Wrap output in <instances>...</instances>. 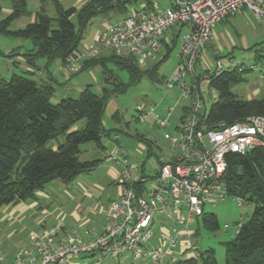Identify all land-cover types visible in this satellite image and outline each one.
<instances>
[{
	"label": "built area",
	"instance_id": "built-area-1",
	"mask_svg": "<svg viewBox=\"0 0 264 264\" xmlns=\"http://www.w3.org/2000/svg\"><path fill=\"white\" fill-rule=\"evenodd\" d=\"M171 1L166 10L141 7L118 20L108 19L95 44L75 53L65 66L75 74L82 60L108 50L133 56L143 67L162 57L164 46L171 43L167 34L183 26L186 33L180 35V61L167 82L169 89L180 88L182 98L191 101L185 106L177 134L165 136L176 157L147 177L139 163H130L116 135L118 144L105 160L122 168L119 194L108 204L104 226L87 230L82 237L64 230L60 223L34 234L31 246L20 249L12 263L0 260V264H103L128 257L141 264H175L195 257L190 226L206 214V205L215 207L228 197V155H245L264 146V117L222 123L218 128L207 125L205 92L215 91L210 87L213 78L240 66H224L219 61L212 72L204 65L203 54L214 40V28L224 20L248 11L264 23V0ZM262 80L264 83V73ZM173 112L169 108L160 116L153 108L145 111L140 106L139 117L134 119L146 121L151 116L154 126L164 130L171 125ZM156 227L161 231L158 244L153 242Z\"/></svg>",
	"mask_w": 264,
	"mask_h": 264
},
{
	"label": "trees",
	"instance_id": "trees-1",
	"mask_svg": "<svg viewBox=\"0 0 264 264\" xmlns=\"http://www.w3.org/2000/svg\"><path fill=\"white\" fill-rule=\"evenodd\" d=\"M40 1L35 22L24 28L9 30L16 18L27 13L26 0H13V13L0 22V34L31 41L32 48L22 55L29 66H35L38 59H46L47 66L60 59L65 67L68 59L82 50L84 33L95 17L110 14L123 17L131 9L141 5L152 9L154 4V0H92L80 9H65L59 0ZM49 1L55 6V18L46 13ZM184 29L183 26L175 29L174 39L164 46L165 55L153 69L143 70L135 57L118 56L113 51L109 57L82 60V71L102 67L101 94L87 86L78 97L53 104L51 98L56 89L52 84L37 82L29 76L17 75L10 80L0 77V207L36 198L54 180L70 184L79 175L96 171L102 161L81 160L82 146L93 143L104 149L103 139L111 137V131L103 123L109 99L139 84L145 76L157 80L159 64L170 57ZM109 62L128 73V83L108 67ZM243 81L236 69L213 78L210 87L216 91L217 100L206 119L210 128L252 116L264 117V97L244 100L232 92V86ZM51 142L54 144L50 145ZM226 179L228 196L253 205L254 210L247 222L239 224L236 236L225 243L224 264H264V146H257L245 155H228ZM203 222L206 228H220L213 214H205ZM175 264L220 263L216 251L208 249L200 255V261L193 257Z\"/></svg>",
	"mask_w": 264,
	"mask_h": 264
},
{
	"label": "rangeland",
	"instance_id": "rangeland-1",
	"mask_svg": "<svg viewBox=\"0 0 264 264\" xmlns=\"http://www.w3.org/2000/svg\"><path fill=\"white\" fill-rule=\"evenodd\" d=\"M59 1L67 9L74 6L76 2V0ZM156 1L162 10H166L170 6V0ZM26 2L27 13L12 22L9 29L11 32L24 28L38 13L41 6L40 0H26ZM0 6L2 7L1 22L13 13L14 2L13 0H0ZM8 7L12 9V13L7 11ZM45 8L47 15L50 18H55L56 9L51 1L47 3ZM109 16L113 15L110 14ZM118 19L117 16L113 17V20ZM103 20L104 17L102 16L95 17L92 20L91 25L84 33V45L91 46V40L102 26ZM230 21L229 24L220 25L214 30L216 36L214 40L215 49L223 61L231 58L235 65L240 66L236 69V72L244 81L233 85L232 92L240 98L248 100L254 91L259 90L261 93L256 98L260 100L264 97V83L262 80L264 73V23L258 22L252 13L248 11L240 17L239 23L235 24L236 20ZM232 25H235V29ZM225 27L229 30L231 39L226 34ZM171 33L172 31L167 36L170 37ZM185 33L186 30L184 29L182 34L185 35ZM182 36L178 39L170 57L159 64L157 80L145 76L139 84L128 87L124 93L117 94L110 100L104 115V121L107 130L111 131V137L103 139L104 149L97 148L93 143L82 146L81 160H103L96 171L91 174H81L70 184L54 180L44 189L43 194H39L36 198L18 206L0 207V259H3L2 261L5 259V262L12 263L15 259L14 257L10 262L12 256H16L20 249L31 246V237L34 234H42L60 223L68 231L77 233H82L84 228L92 227L95 223L98 226L102 225L103 211L106 210L109 201L115 198L117 193L116 182L109 176L111 164L106 162L105 157L118 143L127 152L131 164L145 163L143 173L150 178L153 177L159 161H168L173 155L172 144L165 136L169 134L176 135L175 126L178 124L182 107L177 108L174 112L173 127L164 130L153 125V117L151 116L147 118V121H139L134 118L139 117L138 108L140 106H145V111L153 108L155 115L163 116L169 107L175 106L178 99H180L181 104L191 103L190 100L181 98L182 90L180 88L175 87L171 90L167 87V82L172 79L176 66L180 61L179 50ZM31 48L32 43L29 40L18 38L13 34H0V77L10 80L17 75L29 76V78L42 82L43 79H41L39 72L27 75L25 67L27 62L22 55L27 54V51ZM111 55V51L107 50L102 51L95 57L101 59ZM20 56H22V60H20ZM161 60L162 58H159L158 62ZM203 62L212 72L216 71L217 59L214 57L212 50H205ZM36 64L43 68L46 66L47 60L38 59ZM107 64L119 76L120 80L125 83L129 82V75L125 70L117 69L113 63L109 62ZM146 66V69H153L155 65L153 66L150 61ZM49 68L55 74L58 83L55 85V94L51 98L53 104H57L65 98L78 97L89 84L93 85L92 89L95 93L101 94L99 87L104 80L102 67L99 66L84 71L80 67L79 72L73 74L66 69V66L62 65L60 59H56L50 64ZM187 84L189 85L188 81ZM205 98L207 111H210L211 106L217 100L216 91L213 93H210V91L205 92ZM114 112L119 113L121 122L114 121L112 118ZM116 135L119 136L118 143L114 141ZM53 144L54 142L50 143V145ZM149 144H152L153 154L148 158L150 155L148 151ZM157 157H159V161ZM83 186L91 191L87 201L83 199L85 197L81 189ZM81 194H83L84 203L80 199ZM91 206H96L95 216L86 214V212H90L88 209ZM253 210V205L241 203L229 196L215 207L210 204L206 205V215H215L220 228L218 230L206 228L203 217H200L199 221L190 226V231L197 234L192 239L194 245L192 253L198 261H200V255L204 251L214 249L219 263L224 264L225 243L236 236L239 224L247 222ZM85 216L88 217L83 218ZM79 218L80 220H78ZM154 233L153 242L158 244L161 231L156 228ZM138 263L140 262H134L132 258L128 257L121 259L120 262H105L103 264Z\"/></svg>",
	"mask_w": 264,
	"mask_h": 264
},
{
	"label": "crops",
	"instance_id": "crops-1",
	"mask_svg": "<svg viewBox=\"0 0 264 264\" xmlns=\"http://www.w3.org/2000/svg\"><path fill=\"white\" fill-rule=\"evenodd\" d=\"M92 0H76V2L74 3V6H72V7H74V8H76V9H80V8H82L84 5H86L87 3H89V2H91ZM145 5H141V7H144ZM172 6V1L170 0V6L168 7V8H170ZM41 7V6H40ZM65 8V7H64ZM156 8H160V5H159V3L156 1V0H154V4H153V8L152 9H156ZM167 8V9H168ZM65 9H67V8H65ZM161 9V8H160ZM7 11L8 12H11L12 11V9L10 8V7H8L7 8ZM13 12V11H12ZM11 12V13H12ZM246 11H242V12H240L237 16H235V17H233V18H228V19H226V20H224L223 22H221V23H219L215 28H214V30H216V28L218 27V26H220V25H225V24H229L231 21L230 20H236L237 22L235 23V24H237V23H239V21H240V17L242 16V15H244V13H245ZM2 15V14H1ZM102 17H104V20H103V23H102V26L100 27V29L98 30V32L94 35V37L92 38L93 40H91V46H89L88 44L87 45H84V44H82V49H85V48H90V47H92L94 44H95V40H96V38L100 35V33H102L103 31H104V29H105V24H106V21L108 20V19H111V20H113V17H116V16H102ZM117 17H119V19L121 18V16H117ZM239 17V18H238ZM35 20H36V15L32 18V20H31V22L30 23H33V22H35ZM262 23V22H261ZM28 25V24H27ZM232 27H233V29H235V25H232ZM175 29H173L172 30V33H171V35H170V40H171V42H172V40L174 39V37H175V35H176V32H177V30H175V32H173ZM186 30V29H185ZM225 32H226V34L229 36V38L231 39V34H230V32H229V30L225 27ZM215 38H216V36L214 35V40H215ZM179 39V38H178ZM214 40H213V42L212 43H210L209 45H208V47H207V49H210V50H212V53H213V55H214V57L217 59V62H219V61H221L222 63H223V65L224 66H228L229 64H235L234 62H233V60L230 58V59H228L227 61L225 60V61H223L222 59H221V57H220V54H218L217 53V51H216V49H215V45H214ZM171 44V43H170ZM169 44V45H170ZM164 51H163V55H162V57L165 55V52H166V48L164 47V49H163ZM161 57V58H162ZM20 58V60H22V56H20L19 57ZM24 60V59H23ZM148 62H150V61H148ZM147 62V63H148ZM152 62V64H153V66L158 62V60L157 61H151ZM146 63V64H147ZM63 65V64H62ZM204 65H205V63H204ZM26 70H27V72L28 73H30V74H36L37 72H39V75L41 76V79H43V81L42 82H48V83H50V84H52L54 87H55V85H57L58 83H57V80H56V76H55V74L52 72V71H50V68H49V66H47V64H46V68L45 67H41L39 64H36L35 63V66H29L28 64H26ZM146 65L145 66H143L142 68H143V70H147L146 69ZM96 68V67H95ZM102 74H103V71H102ZM103 79H104V76H103ZM36 81V80H35ZM38 82V81H37ZM103 82H104V80H103ZM103 84V83H102ZM102 84L100 85V87H99V89H100V91H102ZM87 86H92L93 87V85H87ZM261 92L259 91V90H256V91H254L253 92V94L251 95V98L250 99H248V100H259V99H257L256 97H258L259 96V94H260ZM115 97V95H112L111 96V98L109 99V101H108V103H107V107H106V110H107V108H108V104H109V102H110V100L112 99V97ZM117 96V95H116ZM182 98V97H181ZM183 99V98H182ZM184 100H190V99H184ZM181 101H180V99H178L177 100V102H176V104H175V106H171V107H169V108H174V112L176 111V109L177 108H179V107H182V113L180 114V118L178 119V124L175 126V131H176V134H177V132H178V127H179V125H180V121H181V119H182V117H183V115H184V112H185V106L186 105H189L188 103H184V104H181ZM168 108V109H169ZM167 109V110H168ZM106 110H105V112H106ZM166 110V111H167ZM174 112H173V115H174ZM105 115V114H104ZM112 118L114 119V121H116V122H121V117H120V115H119V113L118 112H114V114L112 115ZM104 119V118H103ZM172 119H173V117H172ZM147 121V120H146ZM103 123H104V127H105V129L107 130V128H106V125H105V121H103ZM154 125V124H153ZM173 127V123H172V120H171V125L169 126V127H167V128H172ZM166 128V129H167ZM109 131V130H108ZM170 135V134H169ZM171 136V135H170ZM150 145V146H149ZM148 145V151H149V156H148V158L150 157V156H152V154H153V150H152V144H149ZM172 152H173V155L169 158V160L168 161H159V157H157L158 158V161H159V164L157 165V167H156V170L159 168V166L161 165V164H163V163H166V162H170L171 160H173L175 157H176V153L173 151V149H172ZM102 162H103V160H101ZM141 166H142V171L144 170V167H145V163H139ZM120 167V166H119ZM117 165H111V167H110V169H109V176L116 182L115 183V185H116V191H117V193H116V196H115V198H113L112 200H114V199H116L117 197H118V194H119V186H118V179H119V176H120V173H121V171H122V168L120 167L119 168ZM155 170V171H156ZM82 191H83V194H84V196L85 197H83V199L84 200H88V198H89V193H91V191L90 190H88V188H85V186H83L82 188ZM39 194L40 195H42L43 193L42 192H39L38 193V196H39ZM83 194H81V197H80V199H81V201L84 203V200L82 199V195ZM90 196H92L91 194H90ZM112 200H110V201H112ZM109 201V202H110ZM20 204H23V203H20ZM20 204H18V205H20ZM17 205V206H18ZM82 206L80 205V208H81ZM107 208H108V205H107V207H106V210L105 211H103V214H104V216H103V223H102V225L101 226H98V225H96V223L92 226V227H86V228H84V230H83V232L82 233H77L79 236H82V237H84V235H85V233H86V231L87 230H92V229H97V228H102L103 226H104V224H105V214H106V212H107ZM88 211H90V212H86V214H89V215H93V216H95L94 214H96V206H91L89 209H88ZM93 213V214H92ZM88 215V216H89ZM88 216H85V217H83V218H86V217H88ZM78 220H80V218L78 219ZM165 221V220H164ZM199 221V220H198ZM170 225L171 224V222H168L167 223V225ZM156 228H159V227H156ZM155 228V229H156ZM63 229L64 230H67L66 229V227L64 226L63 227ZM160 230V229H159ZM68 231V230H67ZM191 232V234H192V238H191V241H192V239L197 235L196 234V232H192V231H190ZM31 241L33 242V238L31 237ZM31 242V243H32ZM193 243V242H192ZM194 254V253H193ZM14 257H15V255L14 256H12L11 257V260H10V262L14 259ZM196 257V256H195ZM0 260H3V259H0ZM4 261H5V259H4ZM135 262V261H134ZM137 262V261H136ZM7 263V262H6ZM138 264H141V263H138Z\"/></svg>",
	"mask_w": 264,
	"mask_h": 264
}]
</instances>
